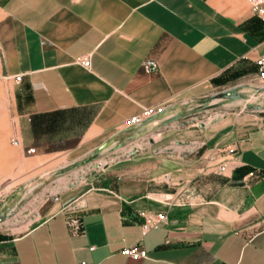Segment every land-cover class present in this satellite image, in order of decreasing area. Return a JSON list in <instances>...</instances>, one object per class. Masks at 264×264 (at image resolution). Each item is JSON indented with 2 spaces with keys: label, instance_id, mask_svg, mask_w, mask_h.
Returning <instances> with one entry per match:
<instances>
[{
  "label": "crops",
  "instance_id": "obj_1",
  "mask_svg": "<svg viewBox=\"0 0 264 264\" xmlns=\"http://www.w3.org/2000/svg\"><path fill=\"white\" fill-rule=\"evenodd\" d=\"M263 53L246 0H0V184L88 159L145 109L174 116L22 235L0 233V264H264V106L232 104L206 126L179 115L254 80ZM136 244L146 258L123 254Z\"/></svg>",
  "mask_w": 264,
  "mask_h": 264
},
{
  "label": "rangeland",
  "instance_id": "obj_2",
  "mask_svg": "<svg viewBox=\"0 0 264 264\" xmlns=\"http://www.w3.org/2000/svg\"><path fill=\"white\" fill-rule=\"evenodd\" d=\"M235 86L202 101L189 103L187 108L183 110V119L198 118L201 122L206 121L212 114L218 111L223 112L225 107L232 104L247 105L249 109H256L260 105L264 106V93L258 91L256 81L246 80ZM231 90L235 91V95L226 98L224 94ZM164 128L165 126L161 129ZM130 132L131 134L127 138H116L108 154L103 156L100 154L97 159L89 163H86L87 159H83L65 165L46 176L34 177L27 181L12 182V180H6L5 183L0 184V218H3L0 223V233L10 236L22 235L41 221L42 218L39 214H43L42 210L46 204L70 187L71 181L75 177L73 174L82 170L86 172L89 169L88 172H90L97 168H104L107 166L105 165L106 162L111 164V161L116 160L118 156L122 157L124 154L122 150L125 148L137 141L140 142L142 138L152 136L156 138L158 133L157 130L145 135H141L136 130ZM96 151L97 149L92 151L89 157Z\"/></svg>",
  "mask_w": 264,
  "mask_h": 264
},
{
  "label": "built area",
  "instance_id": "obj_3",
  "mask_svg": "<svg viewBox=\"0 0 264 264\" xmlns=\"http://www.w3.org/2000/svg\"><path fill=\"white\" fill-rule=\"evenodd\" d=\"M246 1L250 4L253 13L257 15L264 22V0H246ZM78 62L82 64L85 68H90L91 66V61L89 57L79 59ZM255 63L257 66V74L254 81H256V83L258 84L257 86L258 91H263L264 93V53L256 59ZM143 66L147 71H152V72H156L159 68L157 61L153 59L146 60L143 63ZM15 80L17 82H20L22 80V76H17ZM223 115L224 113L222 111H218L215 113L214 118L215 119L220 118ZM171 117H173V113L166 114L164 107L145 109L142 113L132 117L129 120L128 131H133V130L138 131L140 129H144L145 132L142 135H145L146 133L157 130L158 133L156 134V137L158 138L161 136L160 129L164 127V126L158 127V125L161 122L170 119ZM212 120L213 118L212 119L208 118L206 121H202V123L204 126H206L207 122L209 121L211 122ZM151 141H155V138L153 136L142 138L140 142L137 141L133 143L130 147L122 150V152L124 153L122 157L118 156L116 160L111 162H117L124 158H130L136 154L141 153L149 146ZM13 144L18 145L19 141L13 140ZM27 152L28 154H34L36 152V149L30 148L27 150ZM105 165L108 166L109 165L108 162H106ZM221 169L222 171H224L225 167H222ZM88 170H86V172H84L83 170L78 171L77 173L73 174L75 177L71 181L70 187H74L80 184L82 181H84L88 173ZM165 221H166V215L164 213L145 215V221L142 225L143 235H147L152 230L160 229L165 223ZM91 249L93 250L94 248ZM123 254L133 259H141V258H146L148 256L147 251L139 244L125 248L123 250ZM82 264H86V263H82Z\"/></svg>",
  "mask_w": 264,
  "mask_h": 264
},
{
  "label": "water",
  "instance_id": "obj_4",
  "mask_svg": "<svg viewBox=\"0 0 264 264\" xmlns=\"http://www.w3.org/2000/svg\"><path fill=\"white\" fill-rule=\"evenodd\" d=\"M234 95H235V91H234V90L228 91L227 93L224 94V96H225L226 98H230V97H232V96H234ZM179 115H182V113H179ZM179 115H178V116H179ZM173 117H174V116H173ZM173 117H171V118L168 119V120H165V121L161 122V123L158 125V127L165 126V125L169 122V120H171ZM137 132H139V133L142 135V134L145 132V130H144V129H140V130H138ZM113 143H114V139H111V140L107 141L106 143H104L102 146H100V147L97 149V151H96L95 153L92 154L91 157H89V158L87 159L86 163H89V162H91V161L97 159V158L100 156V154H101L102 156L108 154V153L111 151V145H112ZM2 221H3V218L1 217V218H0V223H1Z\"/></svg>",
  "mask_w": 264,
  "mask_h": 264
}]
</instances>
